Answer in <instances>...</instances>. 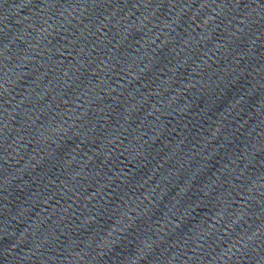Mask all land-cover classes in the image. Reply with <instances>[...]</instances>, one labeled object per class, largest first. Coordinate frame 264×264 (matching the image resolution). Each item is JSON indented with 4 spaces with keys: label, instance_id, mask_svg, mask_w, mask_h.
I'll use <instances>...</instances> for the list:
<instances>
[{
    "label": "water",
    "instance_id": "water-1",
    "mask_svg": "<svg viewBox=\"0 0 264 264\" xmlns=\"http://www.w3.org/2000/svg\"><path fill=\"white\" fill-rule=\"evenodd\" d=\"M0 264H264V0H0Z\"/></svg>",
    "mask_w": 264,
    "mask_h": 264
}]
</instances>
